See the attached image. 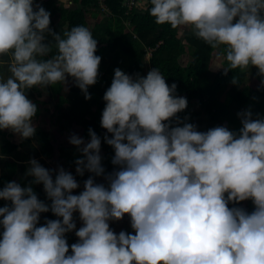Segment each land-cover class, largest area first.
<instances>
[{
  "label": "clouds",
  "instance_id": "obj_1",
  "mask_svg": "<svg viewBox=\"0 0 264 264\" xmlns=\"http://www.w3.org/2000/svg\"><path fill=\"white\" fill-rule=\"evenodd\" d=\"M37 2L0 0V55L11 58V75L0 77V129L23 138L36 132L37 104L27 89L71 75L90 99L88 87L102 74L92 31L76 25L54 32L50 12ZM71 2L59 0L63 7ZM138 6L158 24L191 26L212 47L226 46L225 70L255 65L264 84V0H138ZM45 33L55 39L51 56ZM144 59L150 61L146 53ZM176 89L158 67L135 78L117 67L103 96L101 124L119 167L106 174L107 185L89 176L73 194L79 183L72 172L31 158L27 186L13 180L0 188V198L11 201L0 207V264H264V117L238 113L239 133L223 125L207 131L189 122L171 126L188 103ZM88 132L87 142L76 133L69 137L84 154L76 172L104 175L101 137ZM39 183L51 205L34 191ZM248 198L255 205L250 213L228 206ZM49 208L62 219L37 226ZM76 211L83 226L69 254L65 233L76 229ZM125 213L135 234L110 228L109 221Z\"/></svg>",
  "mask_w": 264,
  "mask_h": 264
},
{
  "label": "trees",
  "instance_id": "obj_2",
  "mask_svg": "<svg viewBox=\"0 0 264 264\" xmlns=\"http://www.w3.org/2000/svg\"><path fill=\"white\" fill-rule=\"evenodd\" d=\"M37 1L34 0V3ZM73 2L74 4L70 7L61 6L59 0H42L40 2V5L50 12L49 27L54 32L63 34L65 29L76 25L88 27V14L93 8L97 9L99 4L98 0H73ZM107 2L114 12L113 15L97 22L91 30L94 38L97 39L96 54L101 56L98 72L102 73L101 76H98L96 83L88 87L91 98H85L84 92L74 80L69 88H65L64 82L46 86L48 93L57 97L55 111L58 113L57 119L63 121L58 125L63 134L67 129H70L71 125L78 124L83 128L82 137L84 135L87 138L85 142L90 140L89 128H92L101 137V151H106L107 159L111 160L107 163H103L107 159L101 161L105 172L119 166L112 163L114 147L104 140L107 129L101 124L102 111L106 104L103 96L112 83L117 67L134 78L137 74L147 75L149 67L151 69L158 67L169 85L173 82L177 84L175 94L186 97L188 103L185 109L176 114L180 117L179 121L175 117L170 118L171 126L177 124L182 126L185 122L195 125V119L204 113L209 128L223 125L239 133V129L243 125L238 113L250 110L253 113V119L264 117V84L261 83L257 66L225 70L227 63L218 71H213L215 72L213 76L207 75L206 70L211 65L217 47H212L197 37L194 30L183 37L180 35L179 26L172 28L167 23L158 24L146 9L136 8L129 15H124L125 18L130 17L134 25L133 31L137 34V37H134L132 32L126 31L121 18L126 9L121 0H107ZM54 15L58 16L57 21L53 20ZM45 36V43L53 44L52 52L49 53L51 56L56 51L55 39L51 33H45ZM147 47L152 48L150 61L144 59ZM220 51L226 54V46L222 45ZM187 53H191L192 57L187 63H183L181 58ZM9 59V54L0 55V60ZM250 72L253 77L248 82ZM39 93L40 89L37 86L26 90L27 96H34L32 101L37 104V113L33 117L34 119H37L40 113L37 98ZM65 123L68 124V127L65 126ZM11 135V129H0V154L7 156L3 162L4 171L0 175V188L13 180L20 183L21 186H27L33 180L32 176H25L26 166L19 162L27 160L31 153L26 154L18 151L19 143L12 141ZM108 135H112V133H108ZM35 138L42 156L48 159L55 156L57 149L52 141L50 131L40 128ZM30 139V137L27 138L28 141ZM72 146L76 145H72L69 140L67 144L63 143L58 147V152L59 156L66 158L68 165L76 171V160L84 154L78 150V146L74 149L75 152H72ZM46 167L55 169L50 164ZM67 171L70 170L67 168ZM52 175L55 178L56 172L54 171ZM73 175L80 183H84L89 176H94L95 181L100 183L98 180L100 175L95 176L91 172H87L86 177L83 174L84 179L80 175V177L74 173ZM103 183L107 185V181ZM32 187L39 199L51 205V199L47 196L42 183L32 184ZM72 191L73 194H76L75 189ZM245 201L246 199L230 201L228 206L243 208ZM5 204L10 205L11 201L0 198V207ZM45 218L62 219L49 208V211L40 214L37 226L45 224L47 222ZM75 222L78 224L79 220H75ZM109 224L117 234L122 230L135 234L128 213H125L122 218L110 220ZM0 227L3 226L0 225ZM65 236L69 244V254H71V244L76 243L80 238L76 235V231L68 232Z\"/></svg>",
  "mask_w": 264,
  "mask_h": 264
},
{
  "label": "rangeland",
  "instance_id": "obj_3",
  "mask_svg": "<svg viewBox=\"0 0 264 264\" xmlns=\"http://www.w3.org/2000/svg\"><path fill=\"white\" fill-rule=\"evenodd\" d=\"M40 1V0H38ZM72 4H74L73 0L71 2V6ZM96 11V12H95ZM55 18H57L56 15H54ZM111 16H108L107 14H104L103 12H101L98 8L97 9H92L91 12L88 14V28L90 30H92V28L97 24V22L103 20V19H107L110 18ZM180 29V35L181 36H185L186 34H190L192 33V31L194 30L191 26H179ZM127 31V30H126ZM222 45L218 46L214 52L213 58H212V62L211 65L208 67V69L206 70V74H210V75H214V73L216 71H218L221 67H215L213 65H220V66H224L228 63V61L225 58V54L223 52L220 51V47ZM192 55L191 53H187L185 54L182 58L181 61L183 63H187L190 59H191ZM9 64H10V60H0V77L3 78H7L9 75H11L10 70H9ZM151 70V69H149ZM147 71V69H146ZM215 71V72H213ZM148 73V72H147ZM204 73V74H205ZM253 77V74L250 72L249 73V77H248V82L249 80ZM73 77H71V75H69L66 79V81H64L65 83V88H69V86L71 85L72 81H73ZM39 89H40V93H39V97L38 100V106H39V117L37 119L32 120L35 128H36V132L33 136H31L30 141L27 140V138H23L19 133L13 132L12 130V135L10 137V139L12 141H15L17 143H19V148L18 151L22 152V153H26L29 154L31 153V156L28 157L27 160L30 161L31 158H36L41 164H44V162H46L43 166L46 167V165H48L49 163L47 162L48 158L45 156H42L40 154V147L38 145V142L36 140V134L37 131L40 128L46 129L48 131L51 132V138L52 141L54 142L55 146H56V152H55V160H53V165L60 167L63 166L64 168H68V163L66 158L59 156V152H58V147L63 143L67 144V142L69 141V137L73 134L76 133L80 136L81 133H83V128L78 125V124H73L70 126V129H67L65 131V133L63 134L61 132V130L59 129V124H62L63 121H60L57 119L58 113H56L55 111V105H56V100L57 97L55 95L49 94L48 93V89L46 87H41L39 85H36ZM36 95V94H35ZM34 96H29V98L32 100ZM195 125L197 127V130L199 131H207L209 129L208 125H207V118L205 116V114L203 113L201 117L196 118L195 119ZM65 126L68 127V124L65 123ZM85 141L87 140V138L83 135ZM74 145V144H72ZM77 146H72V152H75V148ZM7 156H3L0 154V174L3 170V162L4 160H6ZM42 158V159H41ZM42 160V161H41ZM29 165L28 163H25V165ZM65 165V166H64ZM30 166V165H29ZM28 166V167H29ZM28 167H26L25 172L27 173V169ZM30 176V175H28ZM79 216V212L76 211L73 214V218L74 220L77 219ZM82 226V225H81ZM80 226V227H81ZM76 229H73L71 231H76ZM3 231V227H0V233H2ZM69 231V232H71ZM2 238V237H0Z\"/></svg>",
  "mask_w": 264,
  "mask_h": 264
},
{
  "label": "crops",
  "instance_id": "obj_4",
  "mask_svg": "<svg viewBox=\"0 0 264 264\" xmlns=\"http://www.w3.org/2000/svg\"><path fill=\"white\" fill-rule=\"evenodd\" d=\"M53 20L54 21H57L58 20V16H57V19L55 18V16H53ZM11 59V58H10ZM9 59V60H10ZM58 157H60V156H58ZM101 157H102V162L105 160V159H107L108 158V156L106 155V151H101ZM55 156L54 157H52V158H49L48 160H47V162L52 166V167H54L57 171H58V169H59V167H57V166H54L53 165V160H55ZM42 159V158H41ZM57 159V158H56ZM58 160V159H57ZM42 161V160H41ZM21 164L23 163L24 165H25V163H28L29 162V160H21V161H19ZM107 162H111V160L110 159H107L106 161H104L103 163H107ZM46 162H44V164H45ZM44 164H42V165H44ZM26 167H28L29 165L27 164V165H25ZM119 166H115L111 171H108V172H105V174L104 175H100L99 176V182L101 183H103V182H105V181H107L106 180V174L107 173H110V172H112L113 170H115V169H117ZM26 169V168H25ZM68 169L71 171V172H73L75 175H77V176H79L80 174H78L76 171H74L73 169H72V167L71 166H68ZM65 170H66V168H65ZM25 171V170H24ZM87 172H89L88 170H85V172H84V176L86 177V173ZM3 173V171L1 172V174ZM0 174V175H1ZM25 176L26 177H30V176H28V175H26V172H25ZM81 177H82V179H84V176L83 175H80ZM79 176V177H80ZM78 183H79V187L78 188H76L75 189V192H76V194H79L83 189H84V183H80L79 181H78ZM244 207V209L246 210V211H248L249 213L250 212H252L254 209H255V205H254V203H253V201H252V199L251 198H248V199H246V201H245V203H244V205H243ZM78 218L77 219H75V220H79V223L77 224L76 223V228L78 229L81 225L83 226V221L82 220H80V218H79V216H77ZM120 228H123V227H120ZM132 230H134V228L132 227ZM71 232H73V231H71ZM75 232V231H74ZM68 233V232H67ZM67 233H65V234H67Z\"/></svg>",
  "mask_w": 264,
  "mask_h": 264
},
{
  "label": "built area",
  "instance_id": "obj_5",
  "mask_svg": "<svg viewBox=\"0 0 264 264\" xmlns=\"http://www.w3.org/2000/svg\"><path fill=\"white\" fill-rule=\"evenodd\" d=\"M41 2L38 1L37 4H39ZM99 4H98V9L103 12L104 14H107L108 16H112L113 15V10L111 9V7L108 5L107 0H98ZM122 5L125 6V12L123 15H121V18L123 19V23L126 27L127 31L132 32L134 37H137V34L133 31L134 30V25L130 20V17H126V15H129V13H132V11L136 8H140L138 6V0H121ZM125 15V16H124ZM146 55L151 57L152 55V48L147 47L146 48Z\"/></svg>",
  "mask_w": 264,
  "mask_h": 264
}]
</instances>
